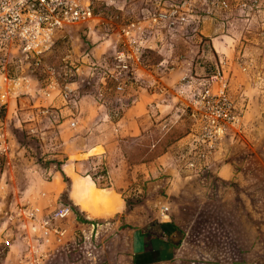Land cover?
Here are the masks:
<instances>
[{
  "label": "rangeland",
  "instance_id": "obj_1",
  "mask_svg": "<svg viewBox=\"0 0 264 264\" xmlns=\"http://www.w3.org/2000/svg\"><path fill=\"white\" fill-rule=\"evenodd\" d=\"M92 8L48 49L2 53L0 264H120L126 243L112 239L136 208L147 216V189L190 202L193 187L223 184L253 203L264 186V0ZM223 88L236 119L202 144L193 114H211L204 96ZM90 180L117 202L102 216L81 203Z\"/></svg>",
  "mask_w": 264,
  "mask_h": 264
},
{
  "label": "crops",
  "instance_id": "obj_2",
  "mask_svg": "<svg viewBox=\"0 0 264 264\" xmlns=\"http://www.w3.org/2000/svg\"><path fill=\"white\" fill-rule=\"evenodd\" d=\"M165 160L166 155L159 158ZM188 189L174 190L186 194ZM193 189L196 199L172 203L163 202L162 195L153 200V191L146 190L147 216L137 219L136 208L126 217L128 226L112 239L126 243L120 264H264V202L259 197L264 186L255 187L259 199L253 203L247 200L248 188L240 187L235 200L228 185ZM176 208L181 214L172 212ZM164 209L168 218L162 216Z\"/></svg>",
  "mask_w": 264,
  "mask_h": 264
},
{
  "label": "built area",
  "instance_id": "obj_3",
  "mask_svg": "<svg viewBox=\"0 0 264 264\" xmlns=\"http://www.w3.org/2000/svg\"><path fill=\"white\" fill-rule=\"evenodd\" d=\"M92 17V0H0V63L7 48L16 47L38 54L41 52L39 47L43 51L51 46L56 30ZM206 97L213 112L206 114L196 110L193 116L200 114L201 134L197 139L202 144H214L226 134V119L234 121L236 118L228 116L230 101L224 88L211 97L207 93ZM167 211L164 209L163 217L168 218Z\"/></svg>",
  "mask_w": 264,
  "mask_h": 264
},
{
  "label": "bare ground",
  "instance_id": "obj_4",
  "mask_svg": "<svg viewBox=\"0 0 264 264\" xmlns=\"http://www.w3.org/2000/svg\"><path fill=\"white\" fill-rule=\"evenodd\" d=\"M81 203L86 210L95 216H102V210H99V205L103 206L108 212L117 205L112 191L97 188L92 180L89 181V188L86 190V194Z\"/></svg>",
  "mask_w": 264,
  "mask_h": 264
}]
</instances>
